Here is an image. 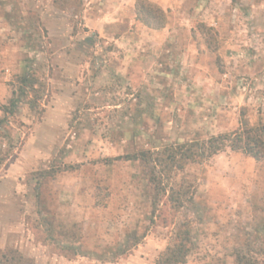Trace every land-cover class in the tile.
Returning <instances> with one entry per match:
<instances>
[{"label":"rangeland","instance_id":"obj_1","mask_svg":"<svg viewBox=\"0 0 264 264\" xmlns=\"http://www.w3.org/2000/svg\"><path fill=\"white\" fill-rule=\"evenodd\" d=\"M147 1L163 27L135 19L138 0H0V119H8L0 136V264H157L184 220L190 243L180 264L258 257L264 157L224 146L170 179L156 168L163 186L188 185L175 216L141 162L104 158L206 140L242 121L264 123V0ZM97 16L106 27L95 26ZM53 51L82 60L73 73L86 74V101L97 109L71 114L81 119L49 147L34 145L43 151L32 160L20 155L33 132L26 120L40 119ZM27 73L38 79L37 91L26 88L20 110L17 103L6 114ZM46 169L54 175L40 173ZM36 220L53 244L76 254L36 236Z\"/></svg>","mask_w":264,"mask_h":264},{"label":"trees","instance_id":"obj_2","mask_svg":"<svg viewBox=\"0 0 264 264\" xmlns=\"http://www.w3.org/2000/svg\"><path fill=\"white\" fill-rule=\"evenodd\" d=\"M136 3L135 19L151 28H161L164 26V22L159 20L160 16L150 2L147 0H138ZM37 80L38 79L34 77L33 73H27L18 78L19 85L16 91L12 92L10 106L4 108L6 114L12 115L15 113L14 106L26 95V88L30 91H37V88L34 90V84ZM7 122V118L0 119V136L5 135V127L3 124ZM224 146H228L234 151H241L257 161L262 159L264 157V123L250 125L247 121H242L240 127L235 131L211 136L206 140H195L175 146H165L159 151H151L149 149L139 150L136 153L119 155L113 158H104V160L124 159L141 162L145 168L149 169V184L153 187L154 191L164 195L162 198L163 205L167 206L172 216H175L182 207L184 201L189 199L186 198L188 185L181 183L179 186H174L172 184H169V186L166 184L168 187L163 186L162 175H160V173L158 175L156 168L165 171L166 178L170 179L171 174L174 171L183 169L186 163L201 161L205 157L218 153ZM40 173L43 175H54L53 171H50V169L43 170ZM153 202L155 203V200H153ZM31 229H33L35 235L45 243L49 245L56 244H53L54 239L50 234V229L42 225L40 221H33ZM189 243L190 227L188 221L184 220L178 224L172 244L168 247L166 253L157 264L183 263L189 252ZM256 245L258 257L247 258L237 253V264H264V239L259 240ZM55 247L65 256L76 254V250L72 246H61L56 244Z\"/></svg>","mask_w":264,"mask_h":264},{"label":"crops","instance_id":"obj_3","mask_svg":"<svg viewBox=\"0 0 264 264\" xmlns=\"http://www.w3.org/2000/svg\"><path fill=\"white\" fill-rule=\"evenodd\" d=\"M91 20H93V18L88 19V21ZM132 20L133 19L128 21L129 25L131 23H134V21ZM103 21L104 17H95V26H99L101 28L103 26L106 27L107 24L103 25ZM152 31L155 36H160L162 33V31L159 29H154ZM79 45H77V48L75 49H80V52L81 49H83V42L80 41ZM63 48L65 47L63 46ZM59 54L60 56H57V53L53 51V57L49 62V64L52 66V71L47 78V85L49 90H47L48 93L44 96V104H41L43 107L40 119L37 121L26 120L29 123L33 122L31 126L33 132L24 142L22 148L23 151H21L20 153V155L25 156V158L28 156L32 160H34L35 155L42 153L43 150L39 149V147L35 148L34 145H45L49 147L53 143L60 140L62 134L58 133L59 130L61 131L63 129H66L69 127V124L77 123L79 119H81V117H75V119H73V117H71V114H81L82 112L93 110V108L97 109L95 105L88 104V102L86 101L87 98L91 97L92 92L87 85L91 82H89V80H86V74L80 77H76V75H74V73H76L79 68L82 69L80 67L82 60H75L69 57L67 55V52L63 54V52L59 51ZM103 62L101 63L102 70L106 65ZM143 64L146 65L147 60H144ZM104 76L105 73H103L100 78L104 80ZM99 92H101V89L95 91V93ZM20 104L21 103L19 102L17 109H19ZM103 107L104 106H101L100 108L103 109ZM29 144L33 146L31 150L32 154H30L28 150L25 151V148L28 149Z\"/></svg>","mask_w":264,"mask_h":264}]
</instances>
